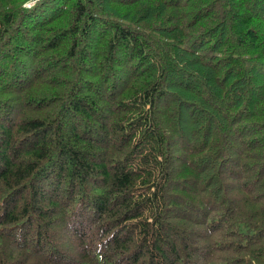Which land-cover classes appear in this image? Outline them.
Listing matches in <instances>:
<instances>
[{
	"label": "trees",
	"instance_id": "1",
	"mask_svg": "<svg viewBox=\"0 0 264 264\" xmlns=\"http://www.w3.org/2000/svg\"><path fill=\"white\" fill-rule=\"evenodd\" d=\"M0 264H264V0H0Z\"/></svg>",
	"mask_w": 264,
	"mask_h": 264
},
{
	"label": "rangeland",
	"instance_id": "2",
	"mask_svg": "<svg viewBox=\"0 0 264 264\" xmlns=\"http://www.w3.org/2000/svg\"><path fill=\"white\" fill-rule=\"evenodd\" d=\"M27 4V3H26ZM28 5H30V2L28 3Z\"/></svg>",
	"mask_w": 264,
	"mask_h": 264
}]
</instances>
